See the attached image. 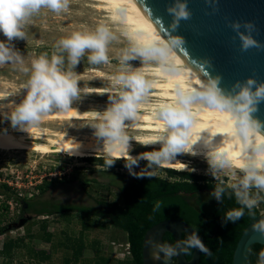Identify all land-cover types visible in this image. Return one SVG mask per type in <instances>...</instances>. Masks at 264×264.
<instances>
[{
  "label": "clouds",
  "instance_id": "9594fccd",
  "mask_svg": "<svg viewBox=\"0 0 264 264\" xmlns=\"http://www.w3.org/2000/svg\"><path fill=\"white\" fill-rule=\"evenodd\" d=\"M42 7L60 13L68 10L69 0H0V33L9 41L14 38L25 39L28 22ZM166 11L172 17L171 23L165 28L167 39L134 43L123 50L112 88L104 91L109 96V107L102 113L93 111L94 123L90 125L95 129L96 137L102 141L101 151L105 156V167L110 168L116 160H123L129 173L141 178L142 175L133 171L135 167H139L140 160L146 161L148 168L159 166L170 162L177 153L188 152L190 146L196 142L190 140L194 105L227 113L233 124V138L240 143V162L235 166L238 172L233 170L230 173L231 181L225 184L221 180L212 191L211 197L220 203L229 194L226 189L231 190L230 195L234 196L240 207L227 211L223 223H235L244 215L245 209L251 212L264 201V195H261L264 193V136L258 132L260 122L252 115L257 111V104L264 101V83L257 84L255 80L248 78L243 83L237 81L232 85L231 91L226 92L220 87L221 78L210 76L198 88L177 87L170 103H161L155 108L154 115L163 121V127L161 135L150 143L159 144V149L137 156L130 154L132 139L127 135L126 121L138 120V106L147 101L154 82L146 79L143 72L139 68H133L129 61L139 59L141 64L156 63L163 72H172L174 65L171 54L174 48L184 43L181 37L172 33L179 27L181 20L187 21L191 17L186 0H173ZM228 26L238 37L242 51L251 48L264 49V43L253 38L252 33L256 31L253 22L233 20ZM115 38L102 23L91 32L74 31L57 41L50 57L45 53L33 59L31 68L23 67V57L4 42H0V65L18 64L22 66L21 71L30 73L24 85L26 95L11 112L12 124L27 130L38 125L41 118L49 113L71 109L72 101L81 92L77 74L73 69L85 53L92 65L108 63L107 46ZM96 93L101 92L97 89ZM216 134L218 133L212 136ZM207 156L209 171L214 178L218 179L219 173L224 169L232 168L231 161L223 152H217L213 148ZM253 189L256 191L253 192ZM252 228L264 237V219L258 220ZM147 243L152 249L153 259L156 260L161 258V253L170 261L171 258L192 249L211 255L198 230L192 231L175 244L157 243L151 239ZM257 264H264V250L258 253Z\"/></svg>",
  "mask_w": 264,
  "mask_h": 264
},
{
  "label": "rangeland",
  "instance_id": "374dc122",
  "mask_svg": "<svg viewBox=\"0 0 264 264\" xmlns=\"http://www.w3.org/2000/svg\"><path fill=\"white\" fill-rule=\"evenodd\" d=\"M97 5L99 4L92 0H69L68 10L60 13L42 7L28 22L25 39L14 38L9 41L0 33V42H4L23 57V67L31 68L33 59L45 53L50 57L57 41L74 31L91 32L101 23L110 29L116 38L107 46L109 62L92 65L87 59L88 54L85 53L73 69L77 74L78 88L81 92L79 97L72 101V108L108 106L110 103L108 94L98 95L92 90L98 87L112 88L113 77L120 67L122 52L131 46L118 29V25L111 22L104 11L97 9ZM129 63L133 68L140 70L158 65L141 64L139 59L131 60ZM21 67L18 64L0 65V95H4L0 99L2 108L7 105L12 107L19 105L26 95L24 85L30 73H24ZM65 67L67 68V61ZM9 123H12L11 120ZM37 126L55 131L64 130L70 135H77L76 129L82 127L83 123ZM139 149L144 150L138 146V151ZM37 154L29 151L0 152V192L5 190L4 186L8 188L6 194L0 193L2 233L0 264H94L101 256L109 259V264L127 261L126 234L101 218L76 211L49 216H35L32 213L29 220L17 228L14 227L23 215L21 200L33 201L37 208L51 209L52 207L103 209L100 205L102 203L122 206L119 189L137 179L124 167L123 160H116L113 168L102 166L97 160H105L104 155L98 154L85 159L59 154ZM183 159L188 161L186 170H171L185 172L208 182L223 180L227 184L231 181V171H221L217 179L210 174L208 163L190 157ZM167 169L170 168L162 165L148 168L146 161L140 160L139 167H135L133 171L137 175L146 174L169 182L179 181L177 177H168ZM255 191L253 189V192ZM256 207L260 213L264 212V201ZM8 226L11 228L7 229ZM48 236L49 239H46ZM4 246L9 248V257L2 254ZM41 251L45 252L44 256H48V259L38 260L35 252Z\"/></svg>",
  "mask_w": 264,
  "mask_h": 264
},
{
  "label": "bare ground",
  "instance_id": "6f19581e",
  "mask_svg": "<svg viewBox=\"0 0 264 264\" xmlns=\"http://www.w3.org/2000/svg\"><path fill=\"white\" fill-rule=\"evenodd\" d=\"M92 1L99 4L96 8L104 11L107 17L112 20L111 22L118 25V29L131 46L134 43H145L152 39L163 40L132 0ZM171 59L174 67L170 73L163 72L159 65L141 69L145 78L154 83L147 101L138 106V120L135 122L126 121L128 124L126 132L132 139L130 152L132 156L158 150L160 147L159 144L150 143L161 135L163 127V121L154 115L156 106L161 103H170L177 87L198 88L203 82L174 52L171 54ZM97 89L101 93H96ZM105 90L109 89L98 87L92 92L98 95H106L108 93H104ZM3 97V94L0 95V99ZM107 107L87 109L71 107L68 111L49 113L41 118L39 124L83 123L82 127L76 129L77 135H70L64 130L55 131L37 125L24 130L19 125L9 123L11 112L15 107L7 105V107L2 108L0 106V121L2 123V127H0V152L29 151L42 155H66L72 158L104 155L101 151L102 141L96 137L95 129L90 124L94 123L93 111L102 113ZM192 111L193 123L190 129V140L196 142L190 146L188 152L175 154L170 162L164 163L162 166L184 171L188 167V161L184 160L183 157L195 158L208 163L207 153L214 148L217 152H223L232 163L231 169L226 168L224 170L238 172L235 166L240 162V143L233 138V124L228 114L207 107L201 108L198 105H194ZM214 133L218 134L212 136ZM258 139L259 137H257ZM138 146L144 150L140 151L139 149L138 151Z\"/></svg>",
  "mask_w": 264,
  "mask_h": 264
},
{
  "label": "water",
  "instance_id": "95a60500",
  "mask_svg": "<svg viewBox=\"0 0 264 264\" xmlns=\"http://www.w3.org/2000/svg\"><path fill=\"white\" fill-rule=\"evenodd\" d=\"M132 1L162 39H167L165 28L171 23L172 17L166 8L173 0ZM186 2L191 17L187 21L181 20L179 27L172 33L184 41L181 46L174 48V53L181 61L203 81L210 76H219L220 87L226 92H230L232 85L237 81L243 83L248 78L255 80L257 84L264 83V49L251 48L242 51L238 37L228 26L233 20L251 21L256 26V31L252 33L253 38L264 43V0H215L214 4L213 0ZM256 107L257 111L252 115L260 122L258 132L264 136V101L259 102ZM260 219H264V212L243 230L234 248L231 264H250L253 247L264 246V237L254 232L252 228ZM25 221L27 220H20L14 227L21 226ZM192 231H194L192 227L175 219L158 222L144 235L142 264H165L166 261L167 264H199L201 257L199 250L193 249L189 259H186L183 253L169 261L161 253V258L156 260L153 259L152 249L147 243L149 239L163 243L164 235L169 234L175 244L181 240L182 234L189 235Z\"/></svg>",
  "mask_w": 264,
  "mask_h": 264
},
{
  "label": "trees",
  "instance_id": "16d2710c",
  "mask_svg": "<svg viewBox=\"0 0 264 264\" xmlns=\"http://www.w3.org/2000/svg\"><path fill=\"white\" fill-rule=\"evenodd\" d=\"M95 161V159H87ZM105 166L104 162L100 163ZM113 168V166L111 167ZM168 177H177L179 181L169 182L143 174L141 178L135 179L128 185L121 187L119 190L125 197V206L117 207L116 204L107 205L106 209H93L86 207H36L33 201L21 200L27 204L28 209L35 216H49L57 212L76 211L83 215L101 218L107 222L110 218L111 226L120 229L127 236L128 259L118 264H142V242L148 229L160 221L166 219H178L187 222L194 230L199 231V236L204 245L210 250L211 255L201 252L199 264H231L232 254L236 243L243 230L260 214V210L255 207L249 212L244 210V215L235 223H223L227 211L239 208L234 196L230 195V189H226V194L219 207L213 211H201L198 213L192 210L184 202L179 193H191L202 188L196 182L199 177L185 173L175 172L167 169ZM194 181V183H190ZM0 192L6 194L8 188ZM261 195H264L263 193ZM159 205V207H157ZM98 225V224H97ZM0 231V235H1ZM187 236L183 235L182 239ZM49 239V236L46 238ZM163 243L174 244L169 234H165ZM264 250V246L255 245L251 252L250 264H257L258 253ZM192 250L184 253L186 259H189ZM2 254L9 257V248L4 246ZM39 261L48 259L44 256L45 252H35ZM109 259L98 258L94 264H109Z\"/></svg>",
  "mask_w": 264,
  "mask_h": 264
},
{
  "label": "flooded vegetation",
  "instance_id": "af4514ba",
  "mask_svg": "<svg viewBox=\"0 0 264 264\" xmlns=\"http://www.w3.org/2000/svg\"><path fill=\"white\" fill-rule=\"evenodd\" d=\"M97 162L103 163L104 160L103 159H98ZM219 182H208V181H204V180H199L196 183L198 185L202 186L201 189H199V190H197L195 192H191V193H179V195L181 196V198H183V202L188 207H190L192 210H195L194 208H196L197 210H195V211L198 212V213L201 211L200 209H203L205 211H213V210H215V209H217L219 207V202H217L215 200V198L211 197V193L215 189V187L217 186V184ZM190 183H194V181H190ZM118 192L120 193V195L122 197V201H123L122 203H123V205L121 206V205H117L116 204V206L117 207H123L124 208V206H125V197H124L123 193L120 190ZM112 204H114V203H102L100 205L103 206V209H106L107 208V205H112ZM21 212H22L23 215H21V218H19L18 221L19 220H29V218L32 217L30 215V214H32V211H30L28 209L27 204H25L23 202H22ZM54 214H56V215H59V214L62 215V214H64V212L60 213V212L55 211ZM175 220H178V219H175ZM178 221H181V222L186 223L187 225H189L185 221H182V220H178ZM107 222L110 225L112 224V223H110L111 220H110L109 217H107ZM118 230H120V229H118ZM183 235H185V234H182V237H183ZM182 237H181V239H182Z\"/></svg>",
  "mask_w": 264,
  "mask_h": 264
},
{
  "label": "built area",
  "instance_id": "2783aa9c",
  "mask_svg": "<svg viewBox=\"0 0 264 264\" xmlns=\"http://www.w3.org/2000/svg\"><path fill=\"white\" fill-rule=\"evenodd\" d=\"M126 253H127V255L129 254V253H128V249H127V252H126Z\"/></svg>",
  "mask_w": 264,
  "mask_h": 264
}]
</instances>
